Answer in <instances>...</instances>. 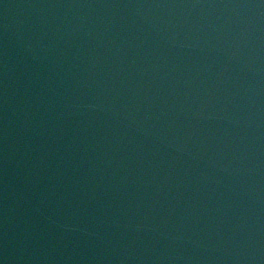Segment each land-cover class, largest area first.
<instances>
[{
	"label": "water",
	"instance_id": "obj_1",
	"mask_svg": "<svg viewBox=\"0 0 264 264\" xmlns=\"http://www.w3.org/2000/svg\"><path fill=\"white\" fill-rule=\"evenodd\" d=\"M0 264H264V0H0Z\"/></svg>",
	"mask_w": 264,
	"mask_h": 264
}]
</instances>
